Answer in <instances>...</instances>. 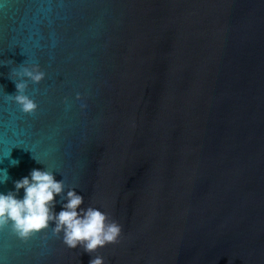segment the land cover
Instances as JSON below:
<instances>
[{"label": "water", "instance_id": "obj_1", "mask_svg": "<svg viewBox=\"0 0 264 264\" xmlns=\"http://www.w3.org/2000/svg\"><path fill=\"white\" fill-rule=\"evenodd\" d=\"M46 168L120 241L9 227L0 264H264V0H0V193Z\"/></svg>", "mask_w": 264, "mask_h": 264}, {"label": "clouds", "instance_id": "obj_2", "mask_svg": "<svg viewBox=\"0 0 264 264\" xmlns=\"http://www.w3.org/2000/svg\"><path fill=\"white\" fill-rule=\"evenodd\" d=\"M16 75L20 81L12 80L16 93L7 94V99L16 103L22 113L32 115L36 113L38 105L26 95L28 81L40 84L45 79V73L34 65L31 68L23 67ZM76 99L82 98L77 94ZM65 103H68L67 100ZM81 107L86 105L82 104ZM11 164L18 166L19 161L12 160ZM3 172L4 178L0 184L10 179L7 171ZM53 172L47 168L43 171L33 169L29 177L14 182L15 191L0 193V231L10 227L13 235L27 242L51 228L53 237L59 239L62 234V242L68 249L74 250L79 246L90 255L108 245L119 243L122 226L95 207L82 208L84 198L77 195L74 188H69L65 195L64 180L57 181ZM21 190L24 192L22 199L18 198ZM56 197H60L62 204L59 213L55 212ZM53 223L55 227H50ZM89 264H105V259L95 256Z\"/></svg>", "mask_w": 264, "mask_h": 264}]
</instances>
